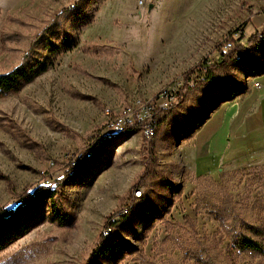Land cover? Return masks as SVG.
Masks as SVG:
<instances>
[{
  "label": "rangeland",
  "instance_id": "rangeland-1",
  "mask_svg": "<svg viewBox=\"0 0 264 264\" xmlns=\"http://www.w3.org/2000/svg\"><path fill=\"white\" fill-rule=\"evenodd\" d=\"M71 1L0 0V32L19 30L6 21L10 16L32 27ZM86 14L92 20L73 32L76 48L17 94L0 99V172L16 191L57 176L89 132L117 133L110 123L144 117L156 95L173 88L184 71L205 59L213 63L216 46L231 34L261 29L264 0H100ZM84 44L98 51L84 53ZM11 54L0 53V73L18 62ZM195 73L198 81L160 129L158 168L169 186L158 180L147 186L151 200L165 199L157 205L159 215L133 221V234L117 228L115 235L130 248L101 264H205L204 252L215 264H264V258L231 252L225 220L214 215L226 200L249 223L264 215V171H255L264 164V47L241 54L220 72ZM205 115L204 124L193 128ZM257 121L261 129L237 139ZM9 122L41 147L23 146ZM141 137V131L118 136L80 181L58 191L66 225L51 220L43 201L0 230V264H82L105 229L104 217L143 166ZM14 199L0 179V208Z\"/></svg>",
  "mask_w": 264,
  "mask_h": 264
},
{
  "label": "trees",
  "instance_id": "trees-1",
  "mask_svg": "<svg viewBox=\"0 0 264 264\" xmlns=\"http://www.w3.org/2000/svg\"><path fill=\"white\" fill-rule=\"evenodd\" d=\"M99 1L72 0L68 5L53 11L46 19L40 20L39 25L32 27H29L24 19L8 17L6 21L16 24L19 30H2L0 32V53L11 52V55L18 58V62L7 71L0 73V99L17 94L24 86L46 72L59 55L76 48L78 41L73 32L79 31L91 22L92 16L86 14V10L90 5ZM66 22L69 26H66ZM244 29H239V32L231 34L224 43L216 46L213 63L210 64L208 59H205L184 71L181 75V81L172 89L173 99L167 106L158 107L162 97L160 93L156 95V104L149 118L135 120L123 126L117 133L102 134L96 130L81 138L82 143L77 151L62 161L59 168L60 173L55 177L49 176L47 182L37 183L33 186L28 185L20 191H16L11 179L0 172V179L6 183L8 193L15 198L12 206L6 209L0 208V230L13 225L20 216L30 211L35 203L43 201L48 202L47 206L53 222L58 225L69 223L66 213L60 212L61 204L57 199L58 191L65 185L80 181L83 171L94 166L105 149L118 136H127L141 131L140 152L145 154L143 166L125 193L118 197L117 205L113 211L104 217L103 227L105 229L97 234L82 264H101L102 260L116 250L128 251L130 245L128 246L116 236L115 230L119 228L120 231L133 234V221L142 220L147 214L159 215L157 205L165 199L163 196H159L158 200H151L147 186L157 180L164 187L169 186L168 178L161 175L158 168L157 142L160 137V129L172 116L175 109L185 100L193 83L198 81L196 69L220 72L236 64L241 54L264 47V36L260 34L259 28H255L248 35H245ZM80 49L88 54L98 51L95 44H84L80 46ZM235 91H239L237 84H233L231 87V93L236 94ZM86 98L91 99L88 96ZM207 118L208 116L205 115L197 121L193 128H199ZM57 126L65 133L70 131L68 127L58 122ZM147 126L152 131L149 138L144 135ZM9 127L12 129L13 135H16L20 139V143L26 148L41 147L38 142L27 138L11 122H9ZM179 132L185 133L182 129ZM178 135L181 137V134L177 133V137ZM180 137L178 138L181 139ZM255 171L258 173L264 171V164L256 166ZM171 187L172 193L180 195L179 187ZM139 188H142V191L136 194V190ZM223 202L214 210V215L216 218L225 220V233L229 240L230 251L236 254H250L264 258V215L259 219V223H249L241 218L240 214L231 206L230 200ZM261 208L264 211V203ZM121 211L125 212L119 214L118 219H114V215ZM203 255L205 256V264H215L210 261L209 254L204 252Z\"/></svg>",
  "mask_w": 264,
  "mask_h": 264
},
{
  "label": "built area",
  "instance_id": "built-area-1",
  "mask_svg": "<svg viewBox=\"0 0 264 264\" xmlns=\"http://www.w3.org/2000/svg\"><path fill=\"white\" fill-rule=\"evenodd\" d=\"M260 34L262 36H264V24L262 25V27L260 29ZM253 85H254V87H258L259 86V83L253 82ZM173 88H169L170 90L167 89L166 92H160L161 95H162V97H161L160 102L158 103V107H165V106H167L171 102V100L173 99V91H172ZM153 107L154 106H152L151 107V110L144 117H142V118L141 117H134L131 120L130 119H126V120H124V122H122L121 120H118V121L116 120V121L110 123V128L112 130H114V131H118L123 126H125V125H127L129 123H132L135 120H144L145 118H149L151 116V111L153 110ZM144 135L146 136V138H149L152 135V131H151V129H150L149 126H147L145 128Z\"/></svg>",
  "mask_w": 264,
  "mask_h": 264
},
{
  "label": "crops",
  "instance_id": "crops-1",
  "mask_svg": "<svg viewBox=\"0 0 264 264\" xmlns=\"http://www.w3.org/2000/svg\"><path fill=\"white\" fill-rule=\"evenodd\" d=\"M228 109V108H227ZM262 125L257 121V123L255 124L254 128L248 130V132L246 133H241L239 134V136L237 137V139H240L248 134H250L251 132L255 131L256 129H261Z\"/></svg>",
  "mask_w": 264,
  "mask_h": 264
},
{
  "label": "bare ground",
  "instance_id": "bare-ground-1",
  "mask_svg": "<svg viewBox=\"0 0 264 264\" xmlns=\"http://www.w3.org/2000/svg\"><path fill=\"white\" fill-rule=\"evenodd\" d=\"M166 91H167V89H164V90H163V91H161V92H166ZM159 94H160V93H159ZM159 94H158V95H159Z\"/></svg>",
  "mask_w": 264,
  "mask_h": 264
}]
</instances>
